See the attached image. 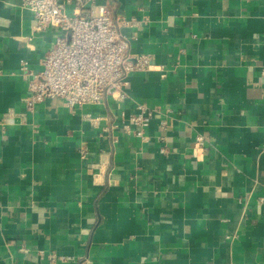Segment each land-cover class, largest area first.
Returning <instances> with one entry per match:
<instances>
[{
	"label": "crops",
	"instance_id": "obj_1",
	"mask_svg": "<svg viewBox=\"0 0 264 264\" xmlns=\"http://www.w3.org/2000/svg\"><path fill=\"white\" fill-rule=\"evenodd\" d=\"M108 2L151 67L30 109L22 61L60 31L0 0V264H264V0ZM140 103L144 139L120 126Z\"/></svg>",
	"mask_w": 264,
	"mask_h": 264
},
{
	"label": "built area",
	"instance_id": "obj_2",
	"mask_svg": "<svg viewBox=\"0 0 264 264\" xmlns=\"http://www.w3.org/2000/svg\"><path fill=\"white\" fill-rule=\"evenodd\" d=\"M67 1L75 6L70 14L60 0H22L23 6L34 13L35 30L54 27L60 31L45 53L42 69L36 71L29 61H22L20 71L28 79L31 92L27 97L30 109L50 97L63 98L71 109L85 104L98 106L110 91H120L125 96L129 75L152 65L148 54L129 55V42L118 29L111 3ZM86 117L92 123L102 118L94 112ZM122 117L120 126L144 139L153 111L140 103L136 112L128 117L122 113ZM202 140V136L197 137L198 144ZM56 258V254L51 255L52 260ZM59 258L65 261L72 257Z\"/></svg>",
	"mask_w": 264,
	"mask_h": 264
}]
</instances>
